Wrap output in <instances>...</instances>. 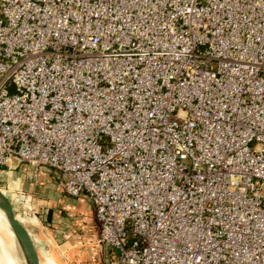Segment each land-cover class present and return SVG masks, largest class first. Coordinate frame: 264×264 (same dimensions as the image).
Instances as JSON below:
<instances>
[{
  "label": "built area",
  "instance_id": "2783aa9c",
  "mask_svg": "<svg viewBox=\"0 0 264 264\" xmlns=\"http://www.w3.org/2000/svg\"><path fill=\"white\" fill-rule=\"evenodd\" d=\"M85 195L110 264H264V0H0V172Z\"/></svg>",
  "mask_w": 264,
  "mask_h": 264
},
{
  "label": "crops",
  "instance_id": "0c3cea01",
  "mask_svg": "<svg viewBox=\"0 0 264 264\" xmlns=\"http://www.w3.org/2000/svg\"><path fill=\"white\" fill-rule=\"evenodd\" d=\"M7 169L25 190L31 192L40 187L46 191L41 212L35 211L36 223L30 221L29 225L44 264H110L109 252L98 243L94 207L85 195H68L45 169L35 179L29 175L28 164ZM11 185L18 188L19 183L14 181Z\"/></svg>",
  "mask_w": 264,
  "mask_h": 264
},
{
  "label": "rangeland",
  "instance_id": "374dc122",
  "mask_svg": "<svg viewBox=\"0 0 264 264\" xmlns=\"http://www.w3.org/2000/svg\"><path fill=\"white\" fill-rule=\"evenodd\" d=\"M42 169H45L49 174H51V175L48 174L49 177L53 175L57 179V181H59L58 173L54 169L48 166H42L39 168L30 166V170L28 172L29 175H31L35 179V177L40 175ZM14 181H17L19 183L18 188H16V186L14 187V185H11L12 182ZM45 184L39 183L40 186H44ZM0 188L5 190L6 193L12 198L17 208V213L21 214V217L24 218V221L27 224V226L30 225V221H32V223H36L34 215H37L38 212L35 211L41 212V209L45 204V199H47L46 198L47 194L44 188L42 190L39 187L31 192L25 190L23 188L22 182H20L17 178H14L11 172L7 168H5L4 171L0 172ZM0 238L2 239L1 232H0ZM1 239H0V264H5L7 262V258L4 256L5 246L10 254L11 252L8 246L6 245V243L3 242Z\"/></svg>",
  "mask_w": 264,
  "mask_h": 264
},
{
  "label": "water",
  "instance_id": "95a60500",
  "mask_svg": "<svg viewBox=\"0 0 264 264\" xmlns=\"http://www.w3.org/2000/svg\"><path fill=\"white\" fill-rule=\"evenodd\" d=\"M0 210L3 212L19 243L25 264H44L43 257L29 226L25 223L24 218L21 217V214L17 213V208L12 198L2 188H0Z\"/></svg>",
  "mask_w": 264,
  "mask_h": 264
},
{
  "label": "bare ground",
  "instance_id": "6f19581e",
  "mask_svg": "<svg viewBox=\"0 0 264 264\" xmlns=\"http://www.w3.org/2000/svg\"><path fill=\"white\" fill-rule=\"evenodd\" d=\"M0 232L2 241L6 243L11 254L5 246L4 256L7 258L5 264H25L23 253L20 249L19 243L11 230L8 221L6 220L3 212L0 210Z\"/></svg>",
  "mask_w": 264,
  "mask_h": 264
}]
</instances>
